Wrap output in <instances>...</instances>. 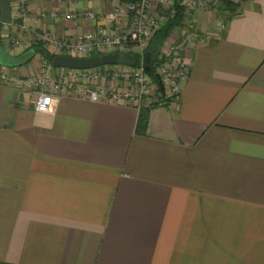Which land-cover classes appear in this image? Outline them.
Masks as SVG:
<instances>
[{
	"label": "crops",
	"instance_id": "crops-1",
	"mask_svg": "<svg viewBox=\"0 0 264 264\" xmlns=\"http://www.w3.org/2000/svg\"><path fill=\"white\" fill-rule=\"evenodd\" d=\"M121 4L30 0L31 18L49 17L8 30L33 49L74 40L98 22L63 12L92 10L106 26ZM192 14L190 75L164 103L71 92L40 112L34 92L0 81V264H264V0H240L226 21ZM1 30L10 53L27 50ZM37 60L47 63L36 54L10 73H33Z\"/></svg>",
	"mask_w": 264,
	"mask_h": 264
},
{
	"label": "built area",
	"instance_id": "built-area-1",
	"mask_svg": "<svg viewBox=\"0 0 264 264\" xmlns=\"http://www.w3.org/2000/svg\"><path fill=\"white\" fill-rule=\"evenodd\" d=\"M58 1L71 4L83 0ZM174 1H122L121 5L113 6L107 15L101 16L106 26L100 24L95 11L66 10L62 14L64 20L86 19L90 22L97 21L98 24L95 25L94 30L84 32L74 40L55 35L44 39V47L53 49L55 55L90 57V55L127 51L141 55L140 66L135 67L130 64L126 66L125 63L119 62L86 69L65 67L58 68V72L54 74L52 64L43 63L42 72L22 78L19 74H11V68L0 64V81H14L22 89L33 91L36 94L34 105L40 112L52 111L55 97L71 92L87 97L93 102H131L139 106L153 92L152 78L142 65V57L155 34L173 15ZM10 2L12 17L15 15L16 18L21 19V26L26 30V21L31 18L28 10L30 0H10ZM182 4L185 6L187 19L182 28L166 39L154 65L156 74L165 88L164 101L176 97L180 92L181 84L190 75V65L185 55L191 40L201 35L194 23L192 12L208 10L210 7L209 2L205 0H182ZM51 16L56 17L58 14ZM48 17L45 11L40 12L38 17H32L31 30L36 29L39 18ZM11 23L12 21L3 26H9ZM174 35L177 36L174 38ZM5 42L9 46H25L26 43L23 36H15L12 32H8Z\"/></svg>",
	"mask_w": 264,
	"mask_h": 264
},
{
	"label": "water",
	"instance_id": "water-1",
	"mask_svg": "<svg viewBox=\"0 0 264 264\" xmlns=\"http://www.w3.org/2000/svg\"><path fill=\"white\" fill-rule=\"evenodd\" d=\"M12 21V8L10 0H0V30L4 24H9ZM36 55V50L33 48L13 55L4 46L0 31V64L9 68L23 66L31 62ZM120 62V53L112 52L90 57H74L68 55H55L51 60L52 67L55 68H74L86 69L103 65L117 64ZM153 62L151 51L146 50L142 57V65L146 67Z\"/></svg>",
	"mask_w": 264,
	"mask_h": 264
},
{
	"label": "trees",
	"instance_id": "trees-1",
	"mask_svg": "<svg viewBox=\"0 0 264 264\" xmlns=\"http://www.w3.org/2000/svg\"><path fill=\"white\" fill-rule=\"evenodd\" d=\"M121 1H128V0H121ZM186 19H187V13L185 6L182 4L181 0H177L174 4L173 15L169 17L168 21L166 22V25H164L155 34L149 48L147 49L151 51L153 55V62L145 67V71L151 76L153 81L158 85V89L161 93L164 91V87L162 81L160 80V77L157 76L156 74L154 67L155 62L158 60V56L160 54L161 48L165 43L166 39H168L169 36H171L175 31H178L180 28H182ZM34 49L36 50V54H39L40 56L43 57L44 60H46L47 63L51 64V60L53 59L55 54L48 52L45 47L43 48L39 46V47H34ZM120 62L137 67L141 65V55L135 53H127V54L122 53L120 54ZM151 106L141 107V113L139 116L138 127H137L140 131H143L147 126L148 116Z\"/></svg>",
	"mask_w": 264,
	"mask_h": 264
},
{
	"label": "rangeland",
	"instance_id": "rangeland-1",
	"mask_svg": "<svg viewBox=\"0 0 264 264\" xmlns=\"http://www.w3.org/2000/svg\"><path fill=\"white\" fill-rule=\"evenodd\" d=\"M177 0H175L174 1V3L176 2ZM205 1H208L209 2V4H210V7H209V9L208 10H204V12L206 11H211V10H217L218 12L219 11H225V16H226V18H225V16H224V18L222 19V21H226V20H228V18L230 17V16H232V15H234L235 13H236V10L238 9V5H239V3H240V0H205ZM181 2H182V0H181ZM227 3H230V4H227ZM220 15V14H219ZM12 18H14L13 19V21H19V20H21V19H18V18H16L15 17V15H13V17ZM16 18V19H15ZM21 22H22V20H21ZM8 28H9V26L8 25H5L4 26V29H6V33H5V39H6V37L8 36V31L10 32V30H8ZM1 31H3V30H1ZM21 35V34H20ZM1 36L2 37H4V31H3V33L1 34ZM16 36V35H15ZM21 36H23V35H21ZM177 35H174V38L176 37ZM24 37V39H25V48L26 49H28V48H31L32 46H31V38H29V37H25V36H23ZM44 39L42 40V46H44ZM6 46H8V47H11V46H9V45H6ZM19 46H22V45H19ZM41 46V47H42ZM111 52L113 51V50H110ZM120 51H122V50H120ZM117 52H119V51H117ZM121 54L123 53V54H127L128 52L127 51H122V52H120ZM29 63H31V62H29ZM35 63H39V65H35V69L33 70V73L35 74L36 72H38V73H40V71L42 70V66H43V63H42V61H39L38 62V60L35 62ZM35 63H33V64H35ZM126 64V63H125ZM126 66H129V64H126ZM12 69V68H11ZM42 72V71H41ZM52 72L54 73V74H56L57 72H58V70L56 71V70H52ZM32 73H26L25 75H22V74H19V76L20 77H22V78H25V77H27V76H30ZM164 87V86H163ZM152 90H153V92H152V94H150V96H148L149 98H151L152 100H154V99H156L155 100V102H152V103H155V104H160V103H164V102H166L167 101V99H165V101L163 100L164 98H163V95H164V93H165V88H164V91L161 93L160 91H159V89H158V85L153 81V79H152ZM29 92H33V91H29ZM164 101V102H163Z\"/></svg>",
	"mask_w": 264,
	"mask_h": 264
}]
</instances>
